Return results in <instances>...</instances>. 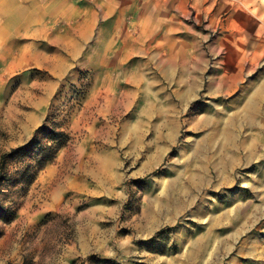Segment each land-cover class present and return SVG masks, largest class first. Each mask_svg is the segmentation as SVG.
<instances>
[{
    "label": "rangeland",
    "instance_id": "obj_1",
    "mask_svg": "<svg viewBox=\"0 0 264 264\" xmlns=\"http://www.w3.org/2000/svg\"><path fill=\"white\" fill-rule=\"evenodd\" d=\"M130 1L103 69L0 50V264H264V0Z\"/></svg>",
    "mask_w": 264,
    "mask_h": 264
},
{
    "label": "crops",
    "instance_id": "obj_2",
    "mask_svg": "<svg viewBox=\"0 0 264 264\" xmlns=\"http://www.w3.org/2000/svg\"><path fill=\"white\" fill-rule=\"evenodd\" d=\"M130 3V0H0V50L5 53L6 47L11 49L19 41H77L83 46L86 41H99L104 46L100 49L103 69L108 67L106 56L112 53L111 48L107 51L112 41L142 39L134 38L130 32L132 24L127 23L131 17ZM57 29L61 30L60 35L55 33Z\"/></svg>",
    "mask_w": 264,
    "mask_h": 264
},
{
    "label": "trees",
    "instance_id": "obj_3",
    "mask_svg": "<svg viewBox=\"0 0 264 264\" xmlns=\"http://www.w3.org/2000/svg\"><path fill=\"white\" fill-rule=\"evenodd\" d=\"M46 122H48V120H46ZM46 124V123H45ZM41 125L39 128V131L41 130H46V132L49 135V138H51V141L54 142V144L50 145L47 147L48 149V153L42 155V153H40L38 155V166L41 169H43L48 163L52 162L53 160H55L57 153L59 152V150L66 145V143L68 142L69 136L67 133H65L64 131L58 132L54 129H52L51 127H48L46 125ZM33 145V142H30L28 145L22 146L21 148L17 149V150H12L11 153H5L2 158H1V168L4 169V166L8 160L9 157H15V154L25 150L29 147H31ZM32 179H30V183H31Z\"/></svg>",
    "mask_w": 264,
    "mask_h": 264
},
{
    "label": "bare ground",
    "instance_id": "obj_4",
    "mask_svg": "<svg viewBox=\"0 0 264 264\" xmlns=\"http://www.w3.org/2000/svg\"><path fill=\"white\" fill-rule=\"evenodd\" d=\"M231 251V250H230Z\"/></svg>",
    "mask_w": 264,
    "mask_h": 264
}]
</instances>
